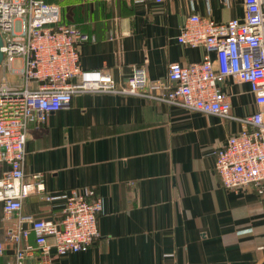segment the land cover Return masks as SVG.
<instances>
[{
    "label": "crops",
    "instance_id": "0c3cea01",
    "mask_svg": "<svg viewBox=\"0 0 264 264\" xmlns=\"http://www.w3.org/2000/svg\"><path fill=\"white\" fill-rule=\"evenodd\" d=\"M44 1L60 7L61 22L89 34L79 66L117 85L134 67L154 82L171 62L204 55L214 62L213 49L176 40L180 25L191 12L216 21L243 13L241 0ZM221 89L233 118L132 93L80 91L45 123L30 122L23 169L27 180L40 174V190L22 199L21 212L59 219L64 201L44 197L85 187L103 202L95 240L64 255L50 248V264H264V193L224 188L213 164L214 150L243 128L242 117L264 105L237 78L226 77ZM9 223L0 203L1 241ZM33 239L30 233L19 244L32 247L23 264H42ZM13 249L5 245L0 264L12 262Z\"/></svg>",
    "mask_w": 264,
    "mask_h": 264
},
{
    "label": "built area",
    "instance_id": "2783aa9c",
    "mask_svg": "<svg viewBox=\"0 0 264 264\" xmlns=\"http://www.w3.org/2000/svg\"><path fill=\"white\" fill-rule=\"evenodd\" d=\"M241 1L239 18L216 21L191 12L179 27L176 40L205 51L213 49L214 62L208 55L190 63L171 62L166 78L154 82H147L142 70L134 67L124 84L117 85L109 74L94 75L79 66V45L90 36L76 24L61 22L57 4L0 0V203L10 219L0 240V255L6 244H12L10 264H23L32 247L19 244L31 233L41 263L50 264V248L59 255L80 252L98 236L97 215L103 202L91 187L46 195L45 200L64 201L59 219L21 212L22 199L40 190L35 180L40 174L27 180L23 169L28 126L32 121L45 123L49 113L67 105L74 93H132L233 118L228 94L221 89L231 76L249 83L256 102L264 105V0ZM241 120L243 128L229 134L214 150L215 172L226 189L252 185L263 194L264 109Z\"/></svg>",
    "mask_w": 264,
    "mask_h": 264
},
{
    "label": "water",
    "instance_id": "95a60500",
    "mask_svg": "<svg viewBox=\"0 0 264 264\" xmlns=\"http://www.w3.org/2000/svg\"><path fill=\"white\" fill-rule=\"evenodd\" d=\"M1 44H2V41H1V37H0V46H1ZM2 51H1V49H0V62H1V60H2Z\"/></svg>",
    "mask_w": 264,
    "mask_h": 264
}]
</instances>
